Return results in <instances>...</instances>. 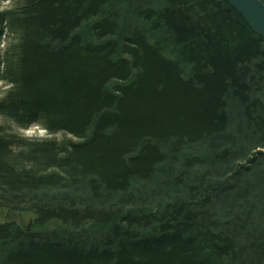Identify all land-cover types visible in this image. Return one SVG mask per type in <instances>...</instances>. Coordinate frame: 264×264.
Masks as SVG:
<instances>
[{
    "label": "trees",
    "instance_id": "1",
    "mask_svg": "<svg viewBox=\"0 0 264 264\" xmlns=\"http://www.w3.org/2000/svg\"><path fill=\"white\" fill-rule=\"evenodd\" d=\"M3 1L0 114L52 136L0 125V206L34 215L0 221V264H264V39L243 14Z\"/></svg>",
    "mask_w": 264,
    "mask_h": 264
},
{
    "label": "rangeland",
    "instance_id": "2",
    "mask_svg": "<svg viewBox=\"0 0 264 264\" xmlns=\"http://www.w3.org/2000/svg\"><path fill=\"white\" fill-rule=\"evenodd\" d=\"M8 3L10 6L4 7V4ZM11 0H5L3 1L2 8L8 9L11 7ZM4 36L2 47L5 49L8 46V42H11L16 38L15 35L12 33L10 35ZM8 87L5 81H0V95H2L5 91V89ZM0 125L3 126V128L6 131L10 132H18L24 136L27 137H35V138H44L47 136H52V134H49L48 131L43 128L41 125L34 124L33 126H30L29 128H20L18 125L11 120L9 117L0 114ZM58 138L63 139L66 135L64 132H59L55 134ZM34 218L33 214L25 213V212H14L10 211L6 207L0 206V221H6V220H17L20 223H23L24 225L30 224L32 219Z\"/></svg>",
    "mask_w": 264,
    "mask_h": 264
},
{
    "label": "water",
    "instance_id": "3",
    "mask_svg": "<svg viewBox=\"0 0 264 264\" xmlns=\"http://www.w3.org/2000/svg\"><path fill=\"white\" fill-rule=\"evenodd\" d=\"M264 39V1L228 0Z\"/></svg>",
    "mask_w": 264,
    "mask_h": 264
},
{
    "label": "clouds",
    "instance_id": "4",
    "mask_svg": "<svg viewBox=\"0 0 264 264\" xmlns=\"http://www.w3.org/2000/svg\"><path fill=\"white\" fill-rule=\"evenodd\" d=\"M8 6H10L8 3H5V4H4V7H8Z\"/></svg>",
    "mask_w": 264,
    "mask_h": 264
}]
</instances>
